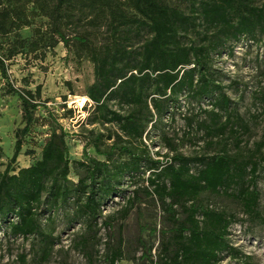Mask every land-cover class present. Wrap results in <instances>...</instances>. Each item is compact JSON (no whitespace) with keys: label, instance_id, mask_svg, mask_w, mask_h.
<instances>
[{"label":"trees","instance_id":"obj_1","mask_svg":"<svg viewBox=\"0 0 264 264\" xmlns=\"http://www.w3.org/2000/svg\"><path fill=\"white\" fill-rule=\"evenodd\" d=\"M256 2L0 0V38H12L7 42L6 57L12 59L25 50L46 56L63 44L79 62L89 61L94 83L85 96L95 107L88 120L91 125L107 126L105 132L92 129L83 136L86 159L72 161L69 135L56 124L40 158L15 170L24 140L37 121L41 87L35 92L15 88L0 57L1 78L8 94L19 96L24 122L16 132L14 155L0 172V232L6 238L33 240L40 260L46 262L58 241L55 233L60 215L68 226L83 227L77 245L90 253L99 242L101 221L113 238L104 261L118 264L124 260L123 240L114 230V217L104 216V210L109 201L124 199L130 192L132 197L122 210L124 218L135 206L143 219L145 194L161 207L172 226L161 232L157 261L151 260L150 249L141 261L222 264L227 256L240 258L230 235L241 220L234 213L204 204L202 195L232 199L250 221L264 223L257 189L264 155L231 154L222 149L194 157L175 154L163 161L153 158L146 141L164 126L165 119L173 120L183 100L200 108L204 102L212 107L210 123L199 124L211 144L214 139L227 142L229 132L241 145L246 124L218 83L213 66L215 57L227 48L232 52L241 41L262 42L264 3L259 6ZM38 18L46 19L45 29L36 26L32 39H23L20 33L34 27ZM2 47L0 44V53ZM186 120L189 126L194 123V118ZM160 139L172 150L173 140L167 133L162 131ZM89 149L95 156L88 154ZM73 173L77 181L71 177ZM147 230L148 226L141 227L142 233Z\"/></svg>","mask_w":264,"mask_h":264},{"label":"rangeland","instance_id":"obj_2","mask_svg":"<svg viewBox=\"0 0 264 264\" xmlns=\"http://www.w3.org/2000/svg\"><path fill=\"white\" fill-rule=\"evenodd\" d=\"M256 3L261 6L264 0H257ZM46 22L45 18L36 19L34 27L20 33L22 38L31 40L33 29L36 26L45 29ZM11 39L0 38L3 46L0 57L7 66L10 83L17 89L25 88L34 92L37 86L41 87L38 99L41 107L36 112L35 127L26 136L23 149L13 167L15 170L25 168L39 159L46 140L53 128H57L56 124L63 127L69 135L67 144L70 159L85 161L83 136L92 129L105 132L107 127L91 125L88 120L95 107L85 96L94 83L93 65L87 60L79 62L73 54L67 52L63 44H59L54 51H48L46 56L42 52L30 54L25 50L8 59L5 53L9 47L7 42ZM214 62L218 83L224 87V92L234 103L233 108L246 124V128L241 130V145L236 136L231 137L229 132L227 142L224 139H214V144H211L199 124L210 123L208 112L212 107L204 102L200 108L196 103L186 104L182 100L181 106L175 109L173 120L165 119L164 126L151 134V140L146 141L154 159L166 161L175 154L186 157L211 155L222 149L231 154L264 155V37L258 45L241 41L232 52L227 48L220 56L215 57ZM7 88L6 81L0 75V172L6 169L14 155L16 132L24 127L21 100L18 95L8 94ZM185 118H194L192 126H189ZM162 131L173 140L172 150L160 139ZM88 154L95 156L93 149H89ZM71 177L74 181L78 180L75 173ZM139 184L143 185L142 182ZM257 189L260 193L259 210L264 217V171L260 172ZM142 196L143 219H139L135 206L130 209L128 217H123L122 210L132 197L130 192L125 194L124 199L114 198L105 207L104 216L114 217V230L120 233L123 240L124 260L118 264H153L151 260L156 262L157 250L162 241L161 232H168L172 227L155 200L145 194ZM202 201L206 205L234 213L241 220L233 225L230 235L231 245L239 250L240 258L227 256L222 264H264V223L250 221L243 214L242 206L225 196L203 194ZM145 225L149 230L142 233L141 227ZM82 228L80 225L68 226L60 215L56 220L55 237H58V241L46 262L40 260L37 243L33 240L6 238L0 232V264H106L104 258L109 246L113 245L109 229L100 221L99 242L90 253L77 245ZM147 249L151 250V260L141 261L140 258Z\"/></svg>","mask_w":264,"mask_h":264}]
</instances>
